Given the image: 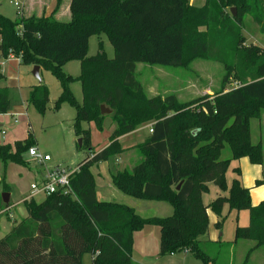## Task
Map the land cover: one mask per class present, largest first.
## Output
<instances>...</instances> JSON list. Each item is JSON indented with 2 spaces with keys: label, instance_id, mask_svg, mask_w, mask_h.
I'll return each instance as SVG.
<instances>
[{
  "label": "trees",
  "instance_id": "16d2710c",
  "mask_svg": "<svg viewBox=\"0 0 264 264\" xmlns=\"http://www.w3.org/2000/svg\"><path fill=\"white\" fill-rule=\"evenodd\" d=\"M191 1L71 0L72 18L66 23L51 18L12 20L0 14L2 59L13 56L21 66H39L57 79L61 95L55 109L68 104L76 110L74 133L82 140L78 148L88 155L71 180L72 195L23 202L27 218L0 240V264H83L87 254L93 264H132L134 234L153 226L160 228L159 257L188 253L203 264H216L203 250L201 238L209 233L208 211L217 216L216 227L221 229L226 206L230 212L249 214V226L237 227L233 242L255 243L245 263L264 247V201L252 205L239 168L230 187L226 181L232 161L247 158L253 165L263 163L261 145L251 142L250 122L264 112V52L255 46L240 48L245 0H223L238 9L233 18L220 9L217 14L212 6L220 0H203L202 8ZM249 1L258 6L254 12L253 6L248 10L264 35V0ZM201 26L207 32L199 31ZM101 35L112 45L113 59L107 57L102 43L96 56H88L90 38ZM214 35L234 43L230 61L216 58L226 70L221 91L186 104L173 95L149 98L144 94L136 77L138 64L181 67L195 59L210 60L213 43L207 38ZM70 62L80 64L75 78L64 71ZM234 71L239 85L227 90ZM4 79L0 72V82ZM73 83L80 84L81 104L71 91ZM28 103L44 114L48 87H34ZM101 106L112 111L117 128L109 145L96 152L91 148V132L84 126L93 123L103 130L107 115H101ZM12 109L11 92L0 87V115ZM148 123L153 124V132L137 147L144 160L118 172L112 184L130 198L167 203L173 209L170 217L144 218L131 207L97 199L91 168L122 155L120 138ZM35 144L30 133L13 146L0 144L1 183L6 181L8 165H29L24 156ZM226 148L232 158L222 160ZM210 184L227 195L205 206L203 196ZM261 185L262 181L256 183Z\"/></svg>",
  "mask_w": 264,
  "mask_h": 264
},
{
  "label": "rangeland",
  "instance_id": "374dc122",
  "mask_svg": "<svg viewBox=\"0 0 264 264\" xmlns=\"http://www.w3.org/2000/svg\"><path fill=\"white\" fill-rule=\"evenodd\" d=\"M14 2H17L21 7L22 0H0V14L9 19L18 18V9L14 6ZM191 5L202 8L206 3L203 0H193L191 1ZM250 6H253V12L258 8L257 5H254L253 1L250 2L249 0H245V7L241 8L243 15L240 19V34L243 41L241 42L240 48L255 46L264 52V35L260 32L259 26L254 22L252 13L248 10V8H251ZM212 7L215 8L217 14L220 9L224 16L233 18L232 10L235 9L236 16L238 15V9L225 5L223 0H220L218 4ZM261 9L264 11V4H262ZM198 30L207 32L204 26L199 27ZM217 32L218 30H216ZM211 38L209 36L207 38V41L210 40V43H213L211 49L212 59L210 60L195 59L186 66L181 67L138 64L136 77L142 85L144 94L149 98L156 96L165 98L173 95L179 103L186 104L203 96L208 95L213 97L221 91L226 70L224 65L216 58H227L230 61V55H232L231 48H233H230V46H233L234 43L231 45L232 39L229 37L218 38L214 35ZM100 42L103 43L107 57L113 59L114 49L105 36H94L91 38L88 56L93 57L97 55ZM0 62L4 63V67L0 68V71L8 77V85L16 90L23 102V106L16 107L12 115L0 116V124H2V128L0 129V144L13 146L16 141L19 142L27 139L30 133L36 142L32 147H36L43 155L51 157L52 162L46 164L48 168L53 166H61L69 169L78 168L79 164L88 155L87 151H81L78 148L79 139L74 133L72 123L76 116V110L68 104L61 105L58 110L55 109V103L61 95V87L57 79L46 72L42 76V83L49 90V103L45 113H40L32 105L26 110L25 102L30 96V90L27 87L20 88V86H29L30 83L36 84L37 81L32 77L31 71L28 68L22 67L20 69L21 71L19 70V62L14 57L12 59H0ZM64 71L75 78L80 74V64L78 62H71L64 67ZM235 73L234 71L230 77L226 86L227 90L239 85V82L235 79ZM0 87L4 88L6 84L0 82ZM71 91L76 100L81 104L83 96L80 84L73 83L71 85ZM15 120L17 123H15ZM152 125V123H148L139 126L136 131L142 129V133L134 135L133 132L123 136L125 148L132 150L131 154L129 153L127 155L128 157H125L123 161L120 159V163H115L116 157L111 158L108 162L100 164L99 167L101 170L95 167L91 172H93L95 184L97 185V198L99 200H108L113 203L127 205L144 218H165L173 214V209L170 205L164 202H148L130 198L113 187L110 176L111 173L116 174L118 171L131 170L144 160V157L141 156L137 147L144 143L151 135L150 130ZM251 127L255 139L254 143L256 144L259 133V121L252 120ZM84 128L89 129L91 132V148L95 151H101L108 145L110 136L117 128V125L113 121L112 115H107L103 122L102 131L98 130L93 123L85 125ZM2 132L5 134L4 139ZM122 148L124 147L122 146ZM24 157L29 162V165L26 166V171L23 168L11 164L7 168V179L5 183L0 182V194L6 191L5 189L8 185L9 195L13 203L21 200L27 194L30 185L34 181H42L44 175L45 168L38 166L27 153ZM230 158H232L231 152L226 148L222 154V160ZM123 162H126L127 165H123ZM232 163L233 166L229 168L226 175L229 186H231L234 179H237L233 173V167L236 166L234 162ZM0 171H4V167H0ZM249 173L250 170L246 169L245 176L247 177ZM6 182L7 185L4 186ZM254 187H256L255 184ZM226 195L227 193H222L217 187L211 184L209 186V192L203 196V203L205 206H208L218 197ZM35 199L40 202L43 196L37 195ZM3 209L4 204L0 195V239L6 235L10 222L14 219L12 217L15 214L14 211H10L7 216L4 214ZM21 211H23V207L20 206L19 212ZM240 213L242 214L240 215ZM240 213L236 211L230 212L226 206L223 212L226 220L224 221L223 227L218 229L216 223L219 219L212 210L208 211L209 233L201 238V242L203 250L210 258L216 259V264H264V248L261 251L254 252L250 256L248 263H245L247 254L254 247L255 243L250 241H240L238 244L233 243L235 241L237 227H248L249 225V223L245 224V220L247 221L249 215L248 212ZM9 216L11 220L8 219ZM149 232L155 234L157 245L159 246L160 228L156 226L147 227L143 234L146 235ZM152 245L154 246L153 243ZM152 245L142 243L140 240L137 242L133 255V259L137 264H203L188 253H179L167 257H159L158 254L152 255L154 252ZM84 259V264H93L90 255H86Z\"/></svg>",
  "mask_w": 264,
  "mask_h": 264
},
{
  "label": "crops",
  "instance_id": "0c3cea01",
  "mask_svg": "<svg viewBox=\"0 0 264 264\" xmlns=\"http://www.w3.org/2000/svg\"><path fill=\"white\" fill-rule=\"evenodd\" d=\"M16 4H18L17 2H14V6L18 9V12H17V17L18 18H15V19H12V20H18V19H29V18H36V19H40V18H51L53 19L54 21H57V22H63V23H66V22H69L72 18V15H71V11H70V6H71V0H22V4H21V7L20 5L18 4V6H16ZM101 36H105L107 38L106 35H101ZM94 37V36H93ZM100 37V36H98ZM108 39V38H107ZM91 40V38H90ZM109 41V40H108ZM101 43V42H100ZM103 44V43H102ZM89 46H90V41H89ZM9 58H13V56H10ZM15 58V57H14ZM0 59H2L1 57V54H0ZM17 60L18 63V67H19V70L24 67V66H21L20 65V60L15 58ZM2 63V66L1 68L4 67V63ZM71 63V62H70ZM69 64V63H68ZM67 65V64H66ZM28 68L30 71H31V74L33 72V68L34 67H26ZM21 71V70H20ZM2 74L3 72L0 71ZM40 77H41V83H39L32 75V77L37 81L36 84H31L29 86H26V85H22L20 86V88H28L31 92V90L40 85V84H43V80H42V76L43 74L45 73V71L41 70L40 69ZM47 73V72H46ZM3 76L5 77V79L1 82V83H4L6 84V87L4 88H7L9 89V91L11 92V95H12V100H13V109L12 111L10 112V115L13 114V111L16 107L18 106H23V102L20 98V96L18 95V93L16 92L15 89L11 88L8 83H9V79L8 77H6L4 74ZM3 88V87H2ZM29 99V98H28ZM28 99L26 100L25 102V106H26V110L28 109V107L30 106L29 103H28ZM253 120H257L259 121V133L257 135V143L255 144L254 143V137H253V132H252V127H251V122H250V129H251V142L253 145H258L260 144L261 145V149H262V159H263V163L262 165H253L250 163L249 159L247 158H242L241 160L239 161H232L234 162L235 166L236 167H233V173L235 174V178L237 177V174L235 173V169L239 168L240 171H241V177L239 178L242 185L248 189H250V195H251V201H252V205L253 206H257L259 205L262 201H264V112L262 113L261 117L259 119H253ZM252 121V120H251ZM2 128V124H0V129ZM143 130L140 129L136 132H134V135L136 134H139V133H142ZM3 135V134H2ZM29 136V134H28ZM4 135H3V139H4ZM28 138V137H27ZM124 137L120 138V142L122 144V146L124 147L123 149L125 150L124 153L122 155H120L119 157H116L115 158V163H120L121 161H123L125 159V157H128L127 155H129V153L131 154L132 150L131 149H126L125 146H124ZM26 140V139H25ZM17 142V141H16ZM15 142V143H16ZM14 145V144H13ZM109 145V143H108ZM107 145V146H108ZM106 146V147H107ZM103 150V149H102ZM96 152H99V151H96ZM231 152V151H230ZM231 156H232V153H231ZM121 159V161H120ZM231 162V166H233V163ZM101 164V163H100ZM100 164L94 166L91 168V171H93V169L95 167H97V169L99 168L100 169ZM123 165H127L126 162H123ZM129 165V164H128ZM10 165L7 166V168L9 167ZM16 166V165H15ZM0 167L3 168L4 166L2 164H0ZM20 167V166H18ZM7 168H6V179H7ZM20 168H23L24 171H26V167H20ZM246 169H249L250 170V173L249 175L246 177L245 176V170ZM3 170V169H2ZM124 171V170H123ZM2 172L3 171H0V182H1V175H2ZM120 172V171H118ZM117 172V173H118ZM93 173V172H92ZM116 173V174H117ZM116 174H113L111 173L110 176H111V182H112V177ZM109 181V179H108ZM227 181V180H226ZM258 181H262L263 185L259 186V187H254V184L256 186V183ZM34 182H37V181H34ZM33 182V183H34ZM32 183V184H33ZM31 184V185H32ZM6 185H7V182H6ZM30 185V187H31ZM211 185V184H210ZM209 185V186H210ZM229 186V185H228ZM8 187V192L5 191V192H1V197L3 194H9L10 191H9V186L7 185ZM114 187V186H113ZM230 187V186H229ZM96 192H97V185H96ZM10 196V195H9ZM30 189L27 191V194H25L23 196V198L19 201H17L16 203H13L12 200H11V196H10V199H9V203L8 204H4V214L8 216L9 212L10 211H14V215L12 217V221L10 222V226L9 228L7 229V232H6V235L4 237H6L11 231L12 229L16 226V225H19L20 223H22L26 218H27V212H26V209L23 205V202L26 201V200H30ZM31 199H35V196L32 197ZM45 197L43 196V199L44 200ZM98 199V198H97ZM40 200V202L42 201ZM99 202L101 203H113V202H110L108 200H99ZM143 201V200H142ZM149 202V201H148ZM150 202H153V201H150ZM113 204H117V203H113ZM123 205V204H121ZM20 206L23 207V211L19 212V209H20ZM127 206V205H125ZM243 212H246V211H243ZM3 213V212H2ZM242 213H240L241 215ZM12 215V214H11ZM245 215V214H243ZM141 216V215H140ZM241 217V216H240ZM9 220H11V217L9 216L8 217ZM250 222V217L248 215V218H247V221L245 220V224L246 223H249ZM249 226V225H248ZM146 231V228L140 232H137L134 234V247H133V255H134V252H135V249H136V245H137V242L140 240L142 243H146V244H149V245H152V243L154 244V252L152 255H155V254H158L159 252V247H160V244L159 246L157 245V240L155 238V234L152 233V232H149L148 234L144 235L143 233H145ZM3 237V238H4ZM1 238V239H3ZM0 239V240H1ZM144 240V241H143ZM264 248V247H263ZM263 248L259 249V251H261ZM157 249H158V252H157ZM156 250V251H155ZM258 251V250H257ZM256 252V251H255ZM88 255V254H87ZM86 255L83 256V264H84V257ZM91 256V255H90ZM91 261H93V257L91 256ZM132 264H137L134 259H133V256H132Z\"/></svg>",
  "mask_w": 264,
  "mask_h": 264
},
{
  "label": "built area",
  "instance_id": "2783aa9c",
  "mask_svg": "<svg viewBox=\"0 0 264 264\" xmlns=\"http://www.w3.org/2000/svg\"><path fill=\"white\" fill-rule=\"evenodd\" d=\"M18 6V4H16ZM2 63L0 62V68ZM6 115L0 116H8ZM15 123L17 121L15 120ZM152 129L150 133H152ZM3 135L4 132H2ZM27 155L36 162L40 167L45 168L43 179L40 182H34L30 187V198L37 195L48 197L54 194H62L65 196L72 195L71 180L78 172V168L69 169L61 166H53L48 168L46 164L51 163L52 159L48 155H43L36 147H32L28 150Z\"/></svg>",
  "mask_w": 264,
  "mask_h": 264
},
{
  "label": "water",
  "instance_id": "95a60500",
  "mask_svg": "<svg viewBox=\"0 0 264 264\" xmlns=\"http://www.w3.org/2000/svg\"><path fill=\"white\" fill-rule=\"evenodd\" d=\"M232 15L233 17H236V11L235 9L232 10ZM40 67L39 66H35L33 68V72H32V75L33 77L39 82L41 83V77H40ZM112 114V111H110L109 109H107L105 106H101V115L102 116H106V115H111ZM78 147L81 148L82 147V140L79 139L78 140ZM179 189V187H178ZM9 199H10V196L9 194H3L2 195V200L5 204H8L9 203Z\"/></svg>",
  "mask_w": 264,
  "mask_h": 264
}]
</instances>
